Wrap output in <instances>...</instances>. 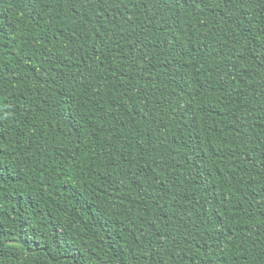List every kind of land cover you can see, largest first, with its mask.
Here are the masks:
<instances>
[{"label":"trees","instance_id":"16d2710c","mask_svg":"<svg viewBox=\"0 0 264 264\" xmlns=\"http://www.w3.org/2000/svg\"><path fill=\"white\" fill-rule=\"evenodd\" d=\"M0 264H264V0H0Z\"/></svg>","mask_w":264,"mask_h":264}]
</instances>
